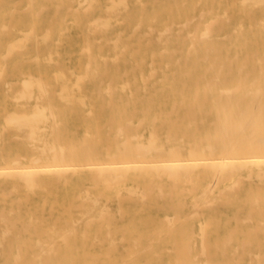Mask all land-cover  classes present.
Listing matches in <instances>:
<instances>
[{
  "label": "rangeland",
  "instance_id": "374dc122",
  "mask_svg": "<svg viewBox=\"0 0 264 264\" xmlns=\"http://www.w3.org/2000/svg\"><path fill=\"white\" fill-rule=\"evenodd\" d=\"M113 1L0 0V33L3 32V35H0V72L2 73H0V171L3 175H0V234L4 232L5 235L3 236H6L4 238L6 240L2 239L3 237L0 238V264L2 262H4L3 264H208L209 262L210 264H264V163H261V160L258 164L255 160V163L251 161L254 164L245 162L240 164L239 161L231 167L229 160L227 164L225 158V156L233 155L232 152L229 154V151H226L230 149L231 146L226 149L230 144L233 147L235 143L233 148L242 152L247 149L246 145L258 143L264 139L263 93H260L259 96V93H252L251 95L246 92H238L228 95L227 93L213 92L205 95V97L202 93L195 94V86L198 80L205 83L206 80L217 76L218 73L222 79L220 86L232 91L237 84V79L234 76H237L239 67L246 60L249 67L244 68L243 72H252L254 62L264 55V23L261 22V20L264 21V4L242 11L241 0H122L120 3L119 0ZM29 5L30 7H28ZM110 6L112 7L110 8ZM108 7L110 10L107 9ZM12 10L14 11L12 12ZM40 10L41 12L38 13ZM202 11L204 17L199 18ZM207 11L209 13H206ZM217 15L222 16V18H230V23L221 26V23L217 21L213 25L214 38L212 44L217 47V50L206 60L198 59L203 50L195 51L193 49L191 41L193 35L191 34H195V29L203 31L211 18ZM98 17L104 19L100 20L101 18ZM194 17L195 19H193ZM187 20H192V22H189L188 25ZM89 22L94 23L89 24ZM196 24H200L199 27H196ZM239 24L243 25L241 34L237 33ZM251 25L252 27H250ZM105 26L106 28H104ZM137 26L139 29L134 31ZM166 27H170V39L167 43L165 39L159 36L161 35L159 32L165 31ZM46 29L50 30L49 33ZM147 32L148 35H144ZM150 32L152 33L149 35ZM117 38L118 40H116ZM157 38L158 40H156ZM148 39L151 41L148 42ZM245 41L247 42L245 43ZM166 45L172 52L177 50L174 51V54L179 58L178 61L182 65V69L186 68L183 62L188 52L191 61L198 59L201 62L200 67L195 71L194 81H187L185 85L182 82L177 91H166V87H163L167 83L166 69H161L158 72L155 87L149 78L153 64L165 65ZM123 48L125 50L121 53ZM50 52L51 55H49ZM56 52L58 55L55 54ZM152 52L155 53V56ZM3 56L4 59L1 58ZM215 58L216 60H214ZM142 59L143 61L140 62ZM87 63L90 64L86 68ZM139 63L140 65H138ZM211 64L213 66L210 67ZM221 66L222 69L220 70ZM231 68L233 71L228 73ZM257 70L258 68L255 72ZM30 78L32 80L31 83L28 82L30 85L27 88V83H24L23 80L29 81ZM111 80L113 81L110 83ZM39 83L41 84L39 85ZM263 84L264 79L259 78L258 86ZM99 87H101V92L98 91ZM6 91L8 92L6 93ZM54 91H56L55 94ZM22 92L26 93L27 98H23L24 93L22 94ZM28 93H31V99H28L30 98ZM220 95L221 100L215 99L219 98ZM245 95L247 96L245 97ZM16 98H20V100L17 101ZM239 98L241 99L239 100ZM182 100L183 103H181ZM260 100L262 101L259 106ZM227 104L229 107L226 108ZM257 105L258 109H255ZM222 107H225L224 111H222ZM238 109H248L246 119L250 118L254 109L255 117L252 115L251 120L252 118L258 119V124L253 125L251 122L247 125L246 123L242 130L239 129L240 126L237 127V124L231 125L236 126V131L234 127L232 129L229 127L232 132L227 127L220 126L219 129V121H225L229 116L234 121L239 120L240 115L235 114ZM172 111L173 113H171ZM9 114L13 115L15 119L21 117V120L19 119L22 122L21 124L19 121V124L22 125L21 129L19 124L14 126L15 123H7L6 117L9 118ZM34 114L40 116H34ZM43 115H46L48 120ZM52 115L53 117H51ZM155 116L156 121L154 120ZM183 116L184 119H182ZM11 118L14 122L12 116ZM129 120L133 126L128 123L129 128H126V123ZM140 120L142 123L139 124ZM153 120L155 121L154 124ZM10 121L11 119H9ZM109 123L111 125L113 123L112 130H109L111 129ZM181 123L182 125H180ZM119 124L123 126V130L121 129L123 132L119 130ZM246 126H248L247 129ZM156 127L157 129H155ZM21 130L22 132H19ZM33 130L35 132L32 137L37 140L35 142L30 138ZM218 130L220 131L216 133ZM116 131L119 133L118 136L115 135L117 134ZM96 132V138L93 140L90 137L92 135L94 137ZM236 132H243V134L238 136ZM193 133L194 135H192ZM183 134H185L184 137ZM227 134L229 137L226 136ZM28 135H30L29 138H27ZM114 135L117 137L115 138ZM166 135H168L169 141L166 140ZM245 136H250L247 141ZM215 137H220L218 142ZM129 139L130 141H128ZM126 140L129 145L124 143ZM199 140L201 141L200 148L204 150L203 161L207 160L208 162L216 158L218 162L219 158L224 156L221 158L225 162L222 160L223 162L220 163H226L229 167L225 166L226 164L216 163V160V166L221 167L220 172L218 167H212L214 166L212 161L211 166L199 165V156L190 152L191 149L196 148ZM154 141L167 152H171L170 154L174 152L179 154L177 157L183 162L189 160V163L190 161L192 163L193 160L195 162L197 159L199 166L193 162L197 167L194 165L191 168L193 164L190 163L191 167L185 168L184 163L179 162V164L181 163L180 168H178L179 165L178 167H170L173 169L172 173H169L172 171L169 168H166L169 172L167 170L165 172L164 169L162 171L160 167L158 168L154 164H151L154 167L150 166L151 168H149L150 163L148 161L158 160L155 155L159 156L158 152L155 151V153L152 150ZM85 144L87 145L85 146ZM137 144L140 146H138L139 149L136 147ZM140 144L147 145L151 152L146 148L144 151L147 155H144L146 154L143 151L145 147ZM209 144L212 146L211 150ZM215 144H218L216 149L213 147ZM60 146L63 147V150ZM83 146L88 148H83ZM91 146L93 147L92 151ZM52 149L53 151H51ZM88 149L91 154L86 153ZM125 151L126 153H124ZM120 153H122L121 156ZM61 154L65 156L62 157ZM56 155L57 158L54 159ZM18 156H22L21 161L17 159ZM38 157L39 163L33 164V160L38 159ZM59 159H65V161L56 163L55 160ZM14 160L19 161L15 163ZM112 161H132V163L136 162L139 165L135 164L136 170H132L133 165L129 162L132 166L127 167L126 176L124 173L127 170L123 171V167H121L123 170L116 171L118 170L116 169L112 172L113 169L111 168L109 169L110 172L105 173L107 170L100 167H106V164ZM200 161L202 162V160ZM96 163H99L98 167L100 170L102 169L100 172L105 174L100 173L99 169H97L99 173L94 169L97 167ZM102 163H105V166ZM144 163L148 167L144 166V168ZM73 165L76 170L70 168ZM33 166L41 167V170L56 166L61 170L54 172L52 168L45 172H41V170L39 172L40 168H37V173H35V169L30 170L34 173V176H31L34 178L33 183L30 182L32 178L28 177L30 171L25 172L28 175H26L28 181H26V176L17 175V173H23V170H28ZM64 166L70 169L63 171ZM76 166L79 168L77 169ZM89 166L91 167L88 168ZM20 167H22L21 171ZM6 168H10V171L16 169L15 177L13 174L9 176L5 171ZM230 170L232 173L229 172ZM234 170L236 171L233 172ZM4 171L8 176L2 173ZM95 175H98V178ZM170 175L173 179L170 178ZM214 175L215 179L218 178L215 181ZM225 176L231 178L225 179ZM187 180L191 181L188 183ZM105 181L106 183H104ZM216 181H219L218 184ZM236 182L240 183L238 184L240 185L239 188H236L237 185L233 186ZM195 183L196 185H194ZM209 183L212 184L208 186ZM193 185L196 187L194 188ZM149 187L150 192H153L149 197H145L146 193H148L146 195L150 193ZM159 187L162 189H160L161 191ZM192 187L195 190H192ZM233 187L236 190L232 189L231 192L228 189V194L226 190H224L225 195L218 194L225 188ZM209 190H212L213 193L211 194ZM205 191L207 194H204ZM163 192L164 194H162ZM169 192L173 193L172 198ZM101 193L102 196H100ZM143 195L145 201H142ZM106 199H109L108 204ZM226 201L228 202L226 203ZM255 201V205H252L251 202ZM209 202H214V206H212L213 203L208 206ZM198 203H202V207L199 206L201 208H197ZM104 206L108 209H105ZM120 209L121 212H119ZM194 212L200 217L197 214L192 217ZM100 217L103 218L100 219ZM89 219L91 223H86L90 221ZM168 222H172V224ZM173 222L175 223L174 226ZM11 223L13 225L12 230L9 228L12 226ZM28 224L30 227H27ZM7 227L8 230H11L10 232L7 231L8 235L5 231ZM255 230L256 232H254ZM20 231L22 233H19ZM108 231L109 234H107ZM66 232L72 233L67 237ZM83 237L85 238L83 239ZM230 237L233 240L227 242ZM131 239H135L136 244ZM202 239H205L203 240L205 241L204 246ZM151 240L153 245L150 243ZM23 241L25 242L23 243ZM101 241L103 242L101 243ZM133 243L135 246H139L134 247ZM18 244L21 245L19 249H17ZM40 244L42 247H50L52 244L54 247L53 254L52 252L47 253L44 256L45 259L34 256L36 253L39 255ZM204 247L206 252L202 250ZM146 248L148 250H144ZM237 248L238 251L235 252ZM18 251H22L21 256ZM202 251L206 255L210 254V256L207 255L208 258L210 257L208 262ZM223 252L226 253L223 254ZM16 255H19L18 258L23 257L21 263H18L20 261ZM131 255L133 256L131 257ZM195 257L196 260H194ZM182 261L183 263H181Z\"/></svg>",
  "mask_w": 264,
  "mask_h": 264
},
{
  "label": "bare ground",
  "instance_id": "6f19581e",
  "mask_svg": "<svg viewBox=\"0 0 264 264\" xmlns=\"http://www.w3.org/2000/svg\"><path fill=\"white\" fill-rule=\"evenodd\" d=\"M31 1H34V0H31ZM72 1H74V0H72ZM86 1V0H85ZM109 1V0H108ZM111 1V0H110ZM113 1V0H112ZM120 1H122V0H119V3H120ZM215 1V0H214ZM238 1V0H237ZM18 2V1H17ZM16 2V3H17ZM200 2V1H199ZM198 2V3H199ZM85 3V2H84ZM113 3H115L116 4V2H114L113 1ZM119 3H117V4H119ZM185 3V2H184ZM214 3V2H213ZM212 3V4H213ZM79 4H81V3H79ZM264 4V0H241V7H242V11H247L248 10V8H250V7H255V6H261V5H263ZM32 5V4H31ZM128 5V4H127ZM183 5V4H182ZM15 6V5H14ZM212 6V5H211ZM28 7H30V5L28 6ZM27 7V8H28ZM112 6H110V8H111ZM213 7V6H212ZM33 8V7H32ZM45 8V7H44ZM71 8V7H70ZM92 8V7H91ZM110 8L108 7L107 9H109L110 10ZM124 8H127V7H124ZM106 9V10H107ZM15 10V9H14ZM14 10H12V12L14 11ZM76 10V9H75ZM86 10V9H85ZM115 10V9H114ZM204 10V9H203ZM229 10V9H228ZM23 11V10H22ZM79 11V10H78ZM252 11V10H251ZM250 11V12H251ZM41 12V10L38 12V13H40ZM108 12V11H107ZM112 12V11H111ZM110 12V13H111ZM250 12H249V15H250ZM202 13H204L203 11L201 12V14H200V16H199V18H202V17H204V15L202 14ZM206 13H209L208 11L206 12ZM245 13V12H244ZM38 15V14H37ZM36 15V16H37ZM114 15V14H113ZM11 16H12V14H11ZM109 16H111V15H109ZM219 15H217L216 17L214 16V17H212L211 18V20L206 24V27H205V29L203 30V31H199V30H196L195 29V34H191V35H193L192 36V38H191V41H192V44H193V49L196 51V50H198V49H202L203 50V52H202V54H200V56H199V58L198 59H204V60H206V59H208V57L210 56V55H212V53L214 52V51H216L217 50V47H215L213 44H212V41H213V38H214V36H213V31H214V28H213V25L218 21L219 23H221V26L222 25H229V23H230V18H222V16H219ZM227 16V15H226ZM188 17V16H187ZM250 17V16H249ZM98 18H101L100 20H102V19H104V18H102V17H98ZM254 18V17H253ZM107 19H109V17H107ZM193 19H195V17L193 18ZM256 19V18H255ZM96 20V19H95ZM94 20V22L96 23V21ZM199 20V19H198ZM155 21V20H154ZM202 21V20H201ZM50 22H51V20H50ZM94 22H89V24L90 23H94ZM107 22V21H106ZM123 22V21H122ZM189 22H192V20H190V21H188L187 20V24L189 23ZM199 22H200V20H199ZM261 22H263L264 23V21H262L261 20ZM35 23V22H34ZM141 22H139V25H141L140 24ZM185 23V24H186ZM201 23V22H200ZM10 24V23H9ZM105 24V23H104ZM173 24H174V22H173ZM185 24H184V26H185ZM198 24V23H197ZM196 24V25H197ZM106 25V24H105ZM189 25V24H188ZM200 25V24H199ZM199 25H197L196 27H199ZM257 25V24H256ZM172 26V25H171ZM170 26V27H171ZM184 26H183V28H184ZM264 26V25H263ZM5 27V26H4ZM139 26H137L135 29H134V31H136L137 30V28H138ZM170 27L168 28V27H166L165 28V31H163L162 33L161 32H159V34H161V35H159L160 36V38H163V39H165V41H166V43L169 41V39H170ZM189 27V26H188ZM250 27H252V25L250 26ZM51 28V27H50ZM97 28V27H96ZM104 28H106V26L104 27ZM222 28V27H221ZM2 30L1 31H3V28H1ZM33 29V28H32ZM99 29H101V28H99ZM139 29V28H138ZM103 30V29H102ZM149 30H151V27H149ZM220 30V29H219ZM46 31H48V33H49V29H46ZM134 31H133V33H134ZM235 31V30H234ZM105 32V31H104ZM179 32V31H178ZM182 32V31H181ZM243 32V25L242 24H239V26H237V33H239V34H241ZM3 33V32H2ZM2 33H0V35L2 34ZM47 33V32H46ZM152 32H150L149 33V35L151 34ZM33 34V33H32ZM88 34V33H87ZM120 34V33H119ZM189 34V33H188ZM3 35V34H2ZM8 35V34H7ZM144 35H148V32H147V34H144ZM143 35V36H144ZM120 36V35H119ZM162 36V37H161ZM4 37V36H3ZM130 37V36H129ZM187 37H188V35H187ZM226 37V36H225ZM140 38V37H139ZM183 38V37H182ZM222 38V37H221ZM37 40H38V37L36 38ZM217 39V38H216ZM116 40H118V38L116 39ZM139 40V39H138ZM150 39H148V42H150L149 41ZM154 40V39H153ZM156 40H158V38L156 39ZM101 41V40H100ZM109 41V40H108ZM37 42V41H36ZM88 42V41H87ZM86 42V43H87ZM109 42H111V41H109ZM114 42H116V41H114ZM247 41H245V43H246ZM117 43V42H116ZM148 44V43H147ZM196 45H198V46H196ZM246 46V45H245ZM12 47V46H11ZM38 47V46H37ZM16 48V47H15ZM191 48V47H190ZM189 48V49H190ZM12 49H13V47H12ZM17 49V48H16ZM84 49V48H83ZM82 49V50H83ZM87 49V48H86ZM20 50V49H19ZM18 50V51H19ZM37 50H38V48H37ZM125 49L123 48L122 49V52L121 53H123V51H124ZM88 51V50H87ZM91 51V50H90ZM139 51V50H138ZM166 54L164 55L165 57H166V63H165V65H162V64H160L159 66L158 65H155V64H153V66H152V70H151V72H150V74H149V78H150V81L152 82V85H153V87H155V85H156V82H157V74H158V72L161 70V69H166V80H167V83H166V86L165 85H163V87L165 88L166 87V91L167 90H170V91H177L178 90V88H179V85L182 83V82H184V85H185V83L187 82V81H194V75H196L195 74V71L200 67V64H201V62L198 60V59H193V61H191V59H190V56H188L190 53L188 52L187 53V56L184 58V62H183V64H184V66H186V68L185 69H182L181 67H182V65L179 63V58H177V56H176V54H174V51H177V50H173V52L172 51H170V49H169V47L166 45ZM179 51H181V50H179ZM11 52H12V50L10 51V55H11ZM83 52V51H82ZM89 52V51H88ZM162 52V51H161ZM258 52V51H257ZM8 53H9V51L7 52V54H6V56L8 55ZM58 52H56L55 54H57ZM121 53H120V55H121ZM152 53H154V52H152ZM52 53L50 52V54L49 55H51ZM255 54V53H254ZM258 54V53H257ZM58 55V54H57ZM131 55H133V53H131ZM5 56V55H4ZM4 56L3 57H1V58H3L4 59ZM154 56H155V53H154ZM237 56V55H236ZM217 58V57H216ZM216 58L214 59V60H216ZM90 59V58H89ZM32 60V59H31ZM38 61H39V58L37 59ZM115 60H116V58H115ZM90 61V60H89ZM141 61H143V59L142 60H140V62ZM145 61V60H144ZM232 61V60H231ZM247 61V60H246ZM245 61V63H243L242 64V66L241 67H239V69H238V71H237V76H234L236 79H237V84H235V86H234V88L232 89V91L231 90H228L227 88H224V87H221L220 86V84H221V77H220V73H218V75L217 76H213V77H211L210 79H208V80H206L205 81V83L204 82H201V81H199L198 80V83L196 84V86H195V94H197V93H202V94H204V97H205V95H208V94H210V93H213V92H216V93H220V94H225V93H227L228 95H232V94H237L238 92H246L247 94H251L252 95V93H259L258 95L260 96V93H263V95H262V98H263V96H264V84L263 85H261L260 87L258 86V80H259V78H263L264 79V55L262 56V57H260V59H258L257 61H255L254 62V66H253V68H252V72H249L248 73V71L247 72H243V69L244 68H248L249 67V65H248V63ZM58 62V61H57ZM138 62V61H137ZM56 63V62H55ZM153 63V62H152ZM151 63V64H152ZM214 63V62H213ZM232 63V62H231ZM231 63H230V66H231ZM18 64V63H17ZM58 64V63H57ZM90 63H87V66H86V68L88 67V65H89ZM138 65H140V63L138 64ZM211 66H213V64H211L210 65V67ZM223 66V65H222ZM222 66H221V68H220V70L222 69ZM5 68V66L3 67V69ZM107 68V67H106ZM106 68H105V70H106ZM258 68V70H257V72H255V70ZM207 69H209L208 67H207ZM207 69H206V71H207ZM132 70H133V68H132ZM68 71H70V70H68ZM86 71H87V69H86ZM134 71V70H133ZM233 70H232V68L231 69H229V71H228V73H230V72H232ZM107 72V71H106ZM126 72V71H125ZM220 72V71H219ZM255 72V73H254ZM1 73V72H0ZM87 73V72H86ZM127 73V72H126ZM206 73V72H205ZM253 73V74H252ZM2 74V73H1ZM55 74V73H54ZM103 74V73H102ZM227 74V73H226ZM31 75V74H30ZM124 75H125V73H124ZM164 77V76H163ZM258 77V78H257ZM40 78H42V77H40ZM179 79V80H178ZM198 79H199V77H198ZM31 78H30V80L28 81H24L23 80V82L24 83H27V85H26V87L28 88L29 87V83L28 82H30L31 83ZM43 80V79H42ZM57 80V79H56ZM148 80V79H147ZM146 80V81H147ZM113 80H111L110 81V83L112 82ZM224 81V80H223ZM57 82V81H56ZM12 83V82H11ZM103 83V81L101 82V84ZM41 83H39V85H40ZM24 85V84H23ZM24 85V86H25ZM32 85V84H31ZM110 84H109V82H108V86H109ZM130 85V84H129ZM145 85V84H144ZM33 86V85H32ZM100 86V85H99ZM112 86V85H111ZM117 87V86H116ZM184 87V86H183ZM183 87H182V90H183ZM100 89L98 90L99 92H101V87H99ZM109 88H111V87H109ZM10 89H11V87H10ZM28 90V89H27ZM110 90V89H109ZM24 91V90H23ZM46 91H48L47 89H46ZM106 91V90H105ZM230 91L232 92L231 94H230ZM8 91H6V93H7ZM19 92V91H18ZM55 92L56 91H54L53 93L55 94ZM109 92V91H108ZM229 92V93H228ZM24 93V95L26 94L25 92H22V94ZM58 93V92H57ZM20 94V96H22V94L21 93H19ZM29 95H28V97H30V98H28V99H31L32 98V95H30L31 93H28ZM46 94H48V93H46ZM16 95H17V92H16ZM23 95V98L25 97V98H27L26 97V95L24 96ZM203 96V95H202ZM247 95H245V97H246ZM258 96V97H259ZM121 97V96H120ZM21 98V97H20ZM20 98H16L15 100H20ZM194 98H196V95H194ZM220 98V99H219ZM219 98H215V99H217V100H221V95H220V97ZM61 99H62V97H61ZM204 99V98H203ZM241 98H239V100H240ZM62 100H64V99H62ZM79 100V99H78ZM217 100H215L216 102H217ZM238 100V101H239ZM253 100V99H252ZM263 100V99H262ZM262 100H260L259 101V103H258V105L260 104V102L262 101ZM237 101V102H238ZM49 102V101H48ZM184 101L182 100V102L181 103H183ZM203 102V101H202ZM229 102V101H228ZM227 102V103H228ZM127 103V102H126ZM180 103V104H181ZM229 103H234V102H232V101H230ZM228 103V104H229ZM50 104V103H49ZM114 104V103H113ZM190 104V103H189ZM226 105V108H227V106L229 107V105ZM256 104H257V101H256ZM194 105V104H193ZM202 105V104H201ZM236 105H237V103H236ZM258 105H257V108H256V106H255V109H258ZM264 105V104H263ZM37 106V105H36ZM109 106V105H108ZM200 106V105H199ZM231 106V105H230ZM260 106V105H259ZM46 107V106H45ZM55 107V106H54ZM101 107H103V106H101ZM118 107H119V105H118ZM173 107H174V104H173ZM172 107V108H173ZM198 107V106H197ZM38 108V107H37ZM198 108H201V107H198ZM223 109H222V111H224V108L225 107H222ZM248 108V107H247ZM45 109V108H44ZM44 109H43V112H44ZM148 109V108H147ZM190 110H191V108H189ZM193 109H194V107H193ZM211 110H212V108H211ZM210 110V111H211ZM230 110V109H229ZM46 111V110H45ZM52 111V110H51ZM143 111V110H142ZM217 111H219V109H217ZM246 111H248V109H246V110H240V109H238L237 111H236V113L235 114H238V115H240V117H239V120H237V121H234L233 119H231V116H229V118L226 120L225 119V121L223 120V121H219V123H218V128L220 129L221 127H227L228 129H229V127H230V129H232V127H234V129H235V127L236 126H231V125H238L237 127H239V129H241L242 130V128L246 125V123H247V125L248 124H250L251 122H252V124L254 125H257L258 124V122H259V120L258 119H255V118H252V120H251V116L253 115H255V111H254V109H253V111H254V114H253V111H252V114H250L251 116H250V118L249 119H246V117H247V112ZM91 112V111H90ZM89 112V114H91ZM161 112V111H160ZM196 112V111H195ZM208 112V111H207ZM256 112H257V110H256ZM40 113H42L41 111H40ZM170 113V112H169ZM168 113V114H169ZM171 113H173V111L171 112ZM191 113V112H190ZM52 114V113H51ZM88 114V113H87ZM88 114V115H89ZM134 114V113H133ZM152 114H154V113H152ZM192 114V113H191ZM190 114V115H191ZM206 114V113H205ZM207 114H209V113H207ZM11 116L13 117V119H14V122L12 121V118H11ZM34 116H40L39 114H34ZM33 115H32V117H34ZM43 116H45V119L46 120H48L46 117V115H43ZM237 116V115H236ZM26 117V116H25ZM51 117H53V115L51 116ZM54 117H55V115H54ZM188 117H190L189 115H188ZM255 117V116H254ZM7 119V123H9V124H13V123H15V125L14 126H16L17 124H19L21 121V117L19 118H16L15 119V117L13 116V115H11V114H9V118L8 117H6ZM24 118V117H23ZM155 119V121H156V116L154 117ZM225 118H226V116H225ZM9 119H11V121H12V123H10L9 122ZM18 119V120H17ZM20 119V120H19ZM144 119V118H143ZM143 119H142V121H143ZM182 119H184V116H183V118ZM218 119H219V117H218ZM236 119V118H235ZM16 120V121H15ZM113 120V119H112ZM132 120V119H131ZM131 120H129L127 123H126V128L128 127V123H130L132 126H133V123L132 122H130ZM153 120V124H154V121ZM177 120V119H176ZM175 120V121H176ZM203 120V119H202ZM250 122H249V121ZM20 121V122H19ZM42 121V120H41ZM111 121V120H110ZM142 121L140 120V122H138L139 124L140 123H142ZM165 121V120H164ZM175 121H173V122H175ZM16 122H18V123H16ZM40 122V121H39ZM157 122H158V120H157ZM170 122V121H169ZM172 122V123H173ZM113 123H114V120H113ZM113 123H112V125H113ZM212 123H214V122H212ZM21 124H22V122H21ZM24 124V123H23ZM110 125H111V123H109ZM139 124H137V125H139ZM174 124V123H173ZM194 124H195V122H194ZM37 125H38V121H37ZM57 125V124H56ZM110 125H109V128H110ZM112 125H111V129H109V130H112ZM161 125V124H160ZM163 125V124H162ZM180 125H182V123L180 124ZM244 125V126H243ZM252 125V126H253ZM119 126H120V131L121 132H123L122 130V128H123V126H121L120 124H119ZM189 126V125H188ZM221 126V127H220ZM242 126V127H241ZM251 126V127H252ZM25 127H27V126H25ZM24 127V128H25ZM154 127V126H153ZM159 127V126H158ZM162 127V126H161ZM247 127L248 126H246V129H247ZM19 128L21 129L22 128V125H20L19 124ZM18 128V129H19ZM28 128V127H27ZM35 128V127H34ZM97 128V127H96ZM119 128V127H118ZM129 128V127H128ZM138 128V127H137ZM227 128H226V131H228L227 130ZM33 129V128H32ZM31 129V130H32ZM44 129H47V128H44ZM52 129H53V131H54V128L52 127ZM102 129V128H101ZM122 129V130H121ZM125 129V128H124ZM155 129H157V127L155 128ZM155 129H153L154 131L153 132H155L156 133V131H155ZM229 129V130H230ZM239 129H237V130H239ZM5 130V129H4ZM6 130H8V129H6ZM43 130V129H42ZM57 130V129H56ZM118 130V131H119ZM135 130H136V128H135ZM196 130V129H195ZM245 129H243V131H244ZM17 131V130H16ZM41 131V130H40ZM119 131V132H120ZM169 131V130H168ZM220 130H218V131H216V133H218ZM231 131V130H230ZM235 131H236V129H235ZM246 131V130H245ZM19 132H22V130L21 131H19ZM33 132V133H32ZM31 133H32V135L30 134V133H28V134H30V135H28V137L27 138H29V136H30V138H32V140L35 142V141H37L36 139H33V134H34V130L32 131ZM36 132H37V130H36ZM39 132V131H38ZM232 132V131H231ZM253 132H255V131H253ZM2 133H4V132H2ZM57 133H58V131H57ZM116 133L117 134H115V135H117L118 136V132L116 131ZM233 133H235V132H233ZM186 134V133H185ZM185 134H183L182 136L184 137L185 136ZM236 134H238V136H239V134H243V132L242 133H237L236 132ZM252 134V133H251ZM36 135V134H35ZM96 135H97V132H96V134H95V136L94 137H90V138H93V140H94V138H96ZM114 135V136H115ZM138 135V134H137ZM137 135H136V137H137ZM151 135H153L152 133H151ZM156 135H157V133H156ZM170 135V134H169ZM176 135H177V133H176ZM192 135H194V133L192 134ZM233 135V134H232ZM262 135V134H261ZM117 136H115V138L117 137ZM167 137H166V140L167 141H169L168 139V135H166ZM226 136H228V134L226 135ZM231 136V135H230ZM251 136V135H250ZM249 136V137H250ZM109 136H107V138H108ZM176 137V136H175ZM194 137V136H193ZM225 137V136H224ZM229 137V136H228ZM232 137V136H231ZM246 138H245V140L247 141V138H249V137H247V136H245ZM25 138V137H24ZM110 138V137H109ZM134 139H135V137H133ZM215 138H217L216 139V141L218 142L219 140V138L218 137H215ZM260 138H261V136H260ZM259 138V139H260ZM264 138V137H263ZM58 139V138H57ZM206 139V138H205ZM210 139V138H209ZM223 139H225V138H223ZM222 139V141L223 142H225L224 140ZM238 139V138H237ZM255 139V138H254ZM29 140V139H28ZM202 140V139H201ZM128 141H130V139L128 140ZM177 141V140H176ZM200 141V140H199ZM235 141H236V139H235ZM253 141V140H252ZM29 142V141H28ZM111 142V141H110ZM114 142H115V140H114ZM216 142V143H217ZM237 142V141H236ZM39 143H41L40 141H39ZM124 143H126V145L129 143V142H127V140H126V142H124ZM200 143H201V141L199 142V144L198 145H196V148L195 149H191L190 150V152L192 153V154H194V155H198L199 156V162H201L200 160H202V162L201 163H199L198 162V164L199 165H201L202 164V166H206L207 167V165H209V166H211L212 165V162H214V166H212V167H215L216 166V163H220V162H225V160H223L222 158H224V156L221 158H219L220 160H218V162H217V160H216V158H212L211 157V159H213V160H209L208 162H207V160H204L203 161V158H202V155L204 154V150H202L201 148H200ZM233 143V142H232ZM70 144V143H69ZM123 144V143H122ZM153 152H158L159 153V156L158 155H155L156 156V158H158V160H151V161H148L149 163H150V165H148L149 166V168H151V167H154V166H157L158 168L160 167V170L162 169V171H164L165 170V172H166V170L169 168L170 170H172L171 172H169V170H167L169 173H172L173 172V169H171L170 167H178V165H179V167L178 168H180V164L181 163H184V167L186 168V167H191V165H190V163H191V161H190V163H189V160L187 161V163H189L188 165H186L187 163H186V161L185 162H183V160L181 161V159L180 158H178L177 156L179 155V154H176V152H174L173 154H170L171 152H167L162 146H160V145H158L155 141L153 142ZM229 144H230V142H229ZM238 144V143H237ZM45 145V144H44ZM61 145V144H60ZM64 145V144H63ZM87 144H85V146H86ZM129 145V144H128ZM140 145H142V144H140ZM210 145V144H209ZM208 145V146H209ZM215 145H217V146H215ZM213 147H215V149L218 147V144H215ZM85 146H83V148L85 147ZM92 146H94V144L92 143ZM91 146V151H92V147ZM139 145L137 144L136 145V147H137V149H139V147H138ZM143 147H145L144 149H143V151L144 150H146V148L147 149H149L148 147H147V145L146 146H144V145H142ZM141 146V147H142ZM229 146H231L230 147V149H227V148H229ZM247 146V149L245 150V151H242L241 152V150H238V149H235V148H233V147H235V143H234V146L232 147V145L230 144V145H228L227 147H226V151L228 152L229 151V154L232 152L233 153V155H230L229 157H226L225 156V158H226V162H227V164L229 163L230 165H232L231 167H233V164H235V163H238L239 161H240V164H243L244 162L245 163H252V162H254L255 160H256V162L259 164L260 162L259 161H261V163L263 162L264 163V139L263 140H261V141H259L258 143H252V144H248V145H246ZM35 147V146H34ZM61 147V146H60ZM68 147V146H67ZM76 147V146H75ZM82 147V146H81ZM130 147V146H129ZM142 147V148H143ZM210 147V150L212 149V146L210 145L209 146ZM223 149H224V144H223ZM40 149H41V147H39ZM82 148V149H83ZM86 149L88 148V147H85ZM107 148V147H106ZM125 148V150H126V147H124ZM178 148H180V147H178ZM177 148V149H178ZM43 149H44V147H43ZM61 149L63 150V147H61ZM78 149H80V148H78ZM108 149V148H107ZM119 149V148H118ZM117 149V150H118ZM61 150V151H62ZM68 150H69V147H68ZM89 150V149H88ZM88 150H87V152L86 153H88V154H91V151L89 150V152H88ZM116 150V151H117ZM120 150V149H119ZM136 150V149H135ZM51 151H53V149L51 150ZM107 151H110V150H107ZM142 151V150H141ZM148 151H150L151 152V149H149ZM213 151H215V150H213ZM45 152V151H44ZM50 152V151H49ZM74 152V151H73ZM137 152H138V150H137ZM150 152H148V153H150ZM155 152V153H156ZM10 153V152H9ZM56 153H58V152H56ZM62 153H64L63 151H62ZM72 153V152H71ZM123 153V152H122ZM122 153H120V156H121V154ZM124 153H126V151L124 152ZM123 153V154H124ZM129 153V152H128ZM143 153V152H142ZM144 153H146V151H144ZM143 153V154H144ZM213 153H215V152H213ZM87 154V155H88ZM192 154H190V155H192ZM2 155V154H1ZM62 155V157H63V155L64 154H61ZM86 155V156H87ZM128 155V154H127ZM139 156H140V153L138 154ZM137 155V156H138ZM144 155H147V153L146 154H144ZM143 155V156H144ZM154 155H152V157L153 158H155L154 157ZM235 155V156H234ZM65 156V155H64ZM109 156V155H108ZM212 156V155H211ZM19 157V156H18ZM17 157V159H20V161H21V157H19L18 158ZM177 157V158H176ZM24 159L26 158V156L25 157H23ZM34 158V157H33ZM55 158H57V155L54 157V159ZM16 159V160H17ZM205 159V158H204ZM126 160V159H125ZM131 160V159H130ZM138 160V159H137ZM192 160V159H191ZM215 160H216V163H215ZM223 160V161H222ZM228 160H229V162H228ZM15 161V160H14ZM19 161V160H18ZM18 161H15V163H18ZM38 161H40V159H39V157H38V159H34L33 160V164H37V163H39ZM65 161V159H59V160H55V162L56 163H60V162H64ZM124 161V160H123ZM123 161H112L111 163H108V164H106V167H100V168H104V169H106L107 171L105 172V173H107L108 171H109V169H113L112 170V172H114L116 169H118V170H116V171H119V169H122L123 170V168H124V170L123 171H125V170H127V171H125V173H124V175L128 172V166H132L133 165V168H131L132 170H134L135 168V164H136V162L135 163H132V161H126V162H123ZM134 161V160H133ZM236 161V162H235ZM241 161H243V162H241ZM252 161V162H251ZM31 162H32V160H31ZM129 162H131L132 163V165H131V163H129ZM145 162V161H144ZM179 162H181L180 164H179ZM194 160L192 161V163L191 164H193V166L191 167V168H193L194 167V163L196 162V164H197V159H196V161L194 162ZM204 162H205V165H204ZM208 164H207V163ZM209 162H211V163H209ZM232 162V163H231ZM43 163H45V162H43ZM138 163V162H137ZM176 163H178V164H176ZM255 163V162H254ZM254 163H252V164H254ZM97 164V163H96ZM99 164V163H98ZM98 164L96 165L97 167L96 168H94L95 166H92L95 170H97V169H99V167H98ZM101 164V163H100ZM105 163H102V165L103 166H105L104 165ZM127 164V165H126ZM154 164V166H152V165ZM157 164V165H156ZM176 164V165H175ZM197 164V165H198ZM223 165H225L224 163H222ZM221 163H220V165H222ZM225 165V166H227V167H229L228 165ZM240 164L239 165H237L238 167L240 166ZM59 166L61 165V164H58ZM81 165V164H80ZM85 165V164H84ZM87 165H91V164H87ZM136 165H139V163L138 164H136ZM190 165V166H189ZM197 165H195V167H197ZM198 165V166H199ZM51 166V165H50ZM50 166H48V167H50ZM66 166H68V165H66ZM66 166H64V169H63V171H67L68 169H75V168H73L74 167V165L72 166V167H67V168H65ZM99 166H101V165H99ZM125 166V167H124ZM144 166H146L145 165V163L143 164V167ZM148 166H146V167H148ZM151 166V167H150ZM208 166V167H209ZM224 166V167H225ZM237 166H235V168H237ZM242 166V165H241ZM244 166H245V164H244ZM84 167V166H83ZM91 166H89L88 168H90ZM121 167H123V168H121ZM138 167V166H137ZM184 167H181V168H183V169H185ZM203 167V168H204ZM216 167H218V171L220 172V166H216ZM226 167V168H227ZM21 168L22 167H20L19 169H20V171H21ZM23 168H25V167H23ZM27 168V167H26ZM29 168V167H28ZM39 169L38 171L40 172V170L42 169L41 167H36V166H33V167H31L30 169H28V170H23V173L22 172H20L19 174L16 172V169H12V171L13 170H15V171H10L8 168H6V173L9 175V176H11L10 174H13V176L17 173V175L19 176V175H21V177L23 176V177H25L27 174V172L28 171H30V170H33V169ZM45 168H46V166H45ZM53 167H51V168H47V169H45V170H41V172H45V171H47V170H50V169H52ZM54 168H57L56 166L54 167ZM53 168V170H54V172H56L55 170H57V172H58V170L60 171L61 170V168H57V169H54ZM76 168L78 169L79 167H77L76 166ZM80 168H82V167H80ZM84 168H87V167H84ZM127 168V169H126ZM130 168V167H129ZM145 168V167H144ZM149 168H146V169H149ZM167 168V169H166ZM234 168V169H235ZM1 169V168H0ZM4 169V168H3ZM9 171H8V170ZM44 169V168H43ZM138 169H141V168H138ZM155 169V168H154ZM164 169V170H163ZM177 169V168H176ZM188 169V168H187ZM186 169V170H187ZM215 169V168H214ZM223 169V168H222ZM222 169H221V171H222ZM232 169V168H231ZM238 170H239V168H237ZM76 170V169H75ZM102 170V169H101ZM100 169H99V172L101 171ZM121 170V171H122ZM136 170V169H135ZM178 170V169H177ZM191 170V169H190ZM216 170H217V168H216ZM224 170V169H223ZM233 170V169H232ZM232 170H230L229 172L230 173H232ZM5 171L4 172H2V173H5ZM9 173H8V172ZM19 171V170H18ZM70 171V170H69ZM68 171V172H69ZM121 171H120V173H121ZM131 171V170H130ZM156 171H158V170H156ZM174 171H175V168H174ZM217 171V172H218ZM227 171V170H226ZM236 170H234L233 172H235ZM252 171V170H251ZM10 172H12V173H10ZM26 172V173H25ZM50 172V171H49ZM53 172V171H52ZM97 172H98V170H97ZM98 172V173H99ZM110 172V171H109ZM177 172V171H176ZM178 172H180V171H178ZM185 172V171H184ZM188 172V171H187ZM187 172H186V174H187ZM5 173V175H7ZM30 173V174H29ZM28 174L30 175V176H28V177H31V176H34V173L33 172H29ZM31 173H33V174H31ZM35 173H37V170L35 171ZM72 173V172H71ZM100 173H104V172H100ZM104 173V174H105ZM119 173V174H120ZM199 173V172H198ZM64 174H66V173H64ZM68 174V173H67ZM208 174V173H207ZM218 174H220V173H218ZM250 174H252V173H250ZM249 174V176L250 177H252L251 175ZM0 175L1 176H3L2 174H1V171H0ZM7 175V176H8ZM58 175V174H57ZM72 175V174H71ZM78 175V174H77ZM100 175V174H99ZM120 175H122V174H120ZM119 175V176H120ZM179 174H177V176H178ZM215 175H216V172H215ZM215 175L213 176V178H214V181L215 180H217L218 178H216L215 179ZM259 175V174H258ZM261 175V174H260ZM25 177V178H27V180L26 181H28L29 179H28V177ZM65 176V175H64ZM69 176V175H68ZM96 176V178H98L97 176L98 175H95ZM94 176V177H95ZM100 176H102V175H100ZM99 176V177H100ZM126 176V175H125ZM160 176V175H159ZM171 177L170 178H172L173 179V177H172V175H170ZM173 176H175V177H177L176 175H173ZM188 176V175H187ZM231 176V175H230ZM230 176H225V179H230L231 177ZM15 177V176H14ZM20 177V178H21ZM73 177V176H72ZM179 177V176H178ZM177 177V178H178ZM185 177V176H184ZM216 177H218V176H216ZM227 177V178H226ZM264 177V176H263ZM32 179H31V183H33V177H31ZM105 178H106V176H105ZM108 178V177H107ZM196 178V177H195ZM199 178V177H198ZM259 178L261 179V176H259ZM94 179V178H93ZM178 179H180V178H178ZM185 179H188V178H185ZM246 179V178H245ZM252 179V178H251ZM121 180V179H120ZM124 180V179H123ZM154 180V179H153ZM176 180V179H175ZM109 181V180H108ZM115 182L117 181V180H114ZM125 181V180H124ZM188 181V183L191 181H189V180H187ZM220 181V180H219ZM218 181V182H219ZM238 181V180H237ZM110 182V181H109ZM112 182H113V180L111 181V185H112ZM120 182H122V181H120ZM176 182H178L177 180H176ZM193 182V181H192ZM218 182L216 181V184H218ZM59 183V182H58ZM104 183H106V181L104 182ZM187 183V184H188ZM194 183V182H193ZM109 184V183H108ZM110 184H109V186H110ZM156 184V183H155ZM185 184V183H184ZM212 183H209L208 184V186L209 185H211ZM216 184L214 183V185H215V187H216ZM238 184H240V183H237L236 182V184L234 183L233 184V186L235 187L236 185V188H239L238 186H240V185H238ZM114 185V184H113ZM161 185V184H160ZM194 185H196V183L194 184ZM194 185H193V187H194ZM176 186V185H175ZM162 187V186H161ZM178 187V186H177ZM192 187V190H195L194 188L196 187H194L193 188ZM212 187V186H211ZM225 188V189H223L220 193H218V194H228V189H229V191L231 190V192H232V189H235V188ZM18 188V187H17ZM35 188V187H34ZM33 188V189H34ZM37 188V187H36ZM173 188H174V185H173ZM207 188H209V187H207ZM213 188V187H212ZM211 188V189H212ZM262 188V187H261ZM260 188V189H261ZM32 189V190H33ZM139 189V188H138ZM161 188L159 187V190H160ZM175 189V188H174ZM215 189V188H214ZM145 190H146V188H145ZM162 190V189H161ZM160 190V191H161ZM176 190V189H175ZM179 190V189H178ZM184 190V189H183ZM213 190V189H212ZM212 190H209V191H211V194L213 193V191ZM224 190H226V193H224ZM236 190V189H235ZM234 190V191H235ZM88 191V190H87ZM151 190H150V187H149V192H150ZM159 191V192H160ZM180 191V190H179ZM188 191V190H187ZM233 191V192H234ZM12 192V190L10 191V193ZM153 192V191H152ZM152 192H150L149 193V195H146V194H148V193H146V191H145V197L147 196V197H149L150 196V194L152 193ZM185 192V191H184ZM189 192H191V191H189ZM236 192V191H235ZM89 193V192H88ZM169 193H171V192H169ZM183 193V192H182ZM119 194H121V193H119ZM161 194V193H160ZM162 194H164V192L162 193ZM172 194L173 193H171L170 195H171V198H172ZM203 194V193H202ZM204 194H207L206 193V191H205V193ZM10 195V194H9ZM131 195H133V194H131ZM168 195V194H167ZM28 196V195H27ZM100 196H102V193H101V195ZM120 196V195H119ZM130 196V195H129ZM161 196V195H160ZM162 196H164V195H162ZM207 196V195H206ZM218 196V195H217ZM142 197H144V195L142 196ZM145 197H144V199H142V201L144 200L145 201ZM157 197H158V194H157ZM186 197V196H185ZM147 199V198H146ZM162 199V198H161ZM107 200V204H108V201H109V199H106ZM19 202H20V200H18ZM89 201V200H88ZM92 201V200H91ZM193 201V200H192ZM205 201V200H204ZM257 201H258V198H257ZM180 202V201H179ZM178 202V203H179ZM228 201H226V203H227ZM95 203V202H94ZM203 203V202H202ZM202 203L201 204H199L198 203V206H197V208L199 207V206H201L202 207ZM207 203H208V201H207ZM210 203V202H209ZM213 203V205L212 206H214V202H211L210 204H208V206L209 205H211ZM252 203V205L254 204L255 205V203H256V201L255 202H251ZM44 204V203H43ZM45 205V204H44ZM162 205H163V203H162ZM166 205H168V204H166ZM179 205V204H178ZM207 205V204H206ZM84 206V205H83ZM204 206V205H203ZM44 207V206H43ZM109 207V206H108ZM179 207V206H178ZM201 207H199V208H201ZM211 207V206H210ZM69 208H70V210H71V207L69 206ZM81 208V207H80ZM104 208L105 209H108L107 207H105L104 206ZM264 209V208H263ZM109 210H110V208H109ZM108 210V211H109ZM14 211V210H13ZM12 212V211H11ZM15 212V211H14ZM105 212H107V211H105ZM119 212H121V209L119 210ZM196 212H198V211H196ZM196 212H194L195 214H193V215H191L192 217H194V215L196 216ZM263 212H264V210H263ZM103 213V212H102ZM108 213V212H107ZM2 214V213H1ZM106 214V213H105ZM109 215H110V211H109V213H108ZM120 214V213H119ZM20 215V214H19ZM51 215V214H50ZM103 215H104V213H103ZM102 215V216H103ZM114 215V214H113ZM2 216H4V215H2ZM105 216V215H104ZM103 216V217H104ZM115 216V215H114ZM113 216V217H114ZM197 216H198V214H197ZM103 217H100V219L101 218H103ZM122 217V216H121ZM120 217V218H121ZM174 217V216H173ZM172 217V218H173ZM198 217H200V215L198 216ZM0 218H1V215H0ZM58 218V217H57ZM105 218V217H104ZM114 218H116V217H114ZM119 218V219H120ZM123 218V217H122ZM166 218V217H165ZM164 218V219H165ZM187 218V217H186ZM191 218V217H190ZM6 220H7V218H5ZM59 219V218H58ZM58 219H57V221H56V224H57V222H58ZM90 219H93V218H90ZM89 219V220H90ZM5 220V221H6ZM167 220V219H166ZM175 220V219H174ZM173 220V221H174ZM182 220H186V219H182ZM236 220H237V217H236ZM243 220H245V219H243ZM242 220V221H243ZM248 220H250V219H248ZM16 221V220H15ZM19 221V220H18ZM66 221V220H65ZM82 221V220H81ZM81 221H79V222H81ZM245 221H247V220H245ZM245 221H243V222H245ZM78 222V223H79ZM91 223V220L90 221H87L86 223ZM175 222V221H174ZM173 222V226L175 225V223ZM237 222V221H236ZM6 223V222H5ZM77 223V224H78ZM169 223V222H168ZM261 223H263V222H261ZM15 224V223H14ZM54 224H55V222H54ZM76 224V225H77ZM169 224H172V222L171 223H169ZM264 224V223H263ZM6 225H8V224H6ZM11 225H12V223H11ZM32 225V224H31ZM87 225V224H86ZM108 225H110V224H108ZM67 226V225H66ZM89 226V225H88ZM12 227H13V225L11 226V227H9L11 230H12ZM16 226L14 225V228H15ZM27 227H30V225L28 224V226ZM111 227V226H110ZM110 227H108L109 229H110ZM204 227H205V225H204ZM8 227H7V230H5L6 232L7 231H11V230H8L9 229ZM49 228V227H48ZM74 228V227H73ZM168 228H170V227H168ZM206 228V227H205ZM50 229V228H49ZM172 229V228H171ZM259 229H261V228H259ZM27 230H28V228H27ZM63 230V229H62ZM162 230H163V228H162ZM251 230V229H250ZM26 231V229L24 230V232ZM51 231V230H50ZM68 231V230H67ZM76 231V230H75ZM235 231V230H234ZM237 231V230H236ZM235 231V232H236ZM53 233H54V231H52ZM73 232V231H72ZM71 232V233H72ZM111 232V231H110ZM254 232H256V230L254 231ZM263 232V231H262ZM4 232H2L0 235H2V236H0V238L1 237H3L2 239H4L5 237L3 236V235H5V233L3 234ZM19 233H22L21 231L19 232ZM46 233H48L47 231H46ZM65 233V232H64ZM71 233H67L66 232V236L68 237V235H70ZM77 233V232H76ZM76 233H75V236H76ZM84 233V232H83ZM250 233H252L251 231H250ZM249 232H248V234H250ZM7 235L9 234L8 232L6 233ZM107 234H109V231H108V233ZM19 235H21V234H19ZM19 235H17L18 237H19ZM36 235H37V233H36ZM42 235V234H41ZM40 235V236H41ZM85 235V234H84ZM96 235H97V232H96ZM96 235H95V237H96ZM161 235V234H160ZM232 236V235H231ZM249 236H251V235H249ZM17 237V238H18ZM62 237H63V235H62ZM86 237V236H85ZM85 237H83V239L85 238ZM206 237V236H205ZM205 237H203V238H205ZM50 238V237H49ZM60 239H61V237H59ZM108 238H110V237H108ZM66 239H69V238H66ZM65 239V240H66ZM4 240H6V239H4ZM19 240V239H18ZM24 240H26V239H24ZM39 240V239H38ZM37 240V241H38ZM46 240V239H45ZM58 240V239H57ZM65 240H64V242H65ZM131 240H134V243H135V239H131ZM203 240H205V239H202V241ZM233 240L231 237H230V239H229V241L227 240V242H231V241ZM67 241V240H66ZM73 241V240H72ZM126 241V240H125ZM137 241H138V239H137ZM154 241V240H153ZM25 241H23V243H24ZM84 242V241H83ZM103 241H101V243H102ZM191 242V241H190ZM227 242H224V243H226L227 244ZM244 242V241H243ZM0 243H1V239H0ZM39 243H41V242H39ZM76 243V242H75ZM134 243H133V246L134 247H138L137 245L135 246L134 245ZM151 244H152V240H151V242H150ZM203 243V246H204V243H205V241H203L202 242ZM249 243H251V242H249ZM54 244V243H53ZM67 244V243H66ZM112 244V243H111ZM136 244V243H135ZM139 244H140V242H139ZM190 244V243H189ZM245 244V243H244ZM246 244H248V243H246ZM260 244V243H259ZM19 246L17 247V249H19V247L21 246L20 244H18ZM25 245V244H24ZM115 245V244H114ZM153 245V244H152ZM151 245V246H152ZM40 246H41V248H39L40 249V253H39V255H38V253H36V255L34 254V256H39L38 258L39 259H45V255L47 254V253H50V252H52V254H53V251H54V247H52V244H51V246L49 247V246H44V247H42V245L40 244ZM150 246V245H149ZM150 246V247H151ZM191 246V245H190ZM201 246H202V244H201ZM225 246V245H224ZM260 246V245H259ZM61 247V246H60ZM149 247V248H150ZM206 247V246H205ZM205 247H204V249H202L203 251L205 250V252H206V249H205ZM207 247H209V246H207ZM243 248H244V246H242ZM59 248V247H58ZM109 248V247H108ZM115 248V247H114ZM129 248H130V246H129ZM148 248V247H147ZM144 249V250H148V249ZM203 248V247H202ZM226 248V247H225ZM242 248V249H243ZM110 249V248H109ZM108 249V250H109ZM125 249V248H124ZM133 249V248H132ZM137 249V248H136ZM191 249H192V247H191ZM219 249V248H218ZM22 250V249H21ZM108 250H107V252H108ZM131 250V249H130ZM225 250V249H224ZM236 251L235 252H237L238 251V248L237 249H235ZM9 251H10V249H9ZM27 251V250H26ZM127 251V250H126ZM143 251V250H142ZM142 251H140L141 253H142ZM191 250L189 249V252H190ZM202 251V252H203ZM227 251V250H226ZM19 253H20V256L22 255V251H18ZM109 252H110V250H109ZM128 252V251H127ZM132 252V251H131ZM139 252V254H141ZM205 252H203L202 254H204V255H206L205 254ZM207 252H208V250H207ZM244 252V251H243ZM242 252V253H243ZM3 253H4V251H3ZM18 253V254H19ZM136 253V252H135ZM134 253V254H135ZM226 252H223V254H225ZM8 254H9V252H8ZM54 254L56 255V252H54ZM133 254V255H134ZM233 254V253H232ZM235 254V253H234ZM3 255V254H2ZM10 255V254H9ZM101 255V254H100ZM99 255V256H100ZM133 255H131V257L133 256ZM136 255H137V253H136ZM201 255V254H200ZM203 255V256H204ZM208 255V254H207ZM206 255V257H207V262H208V260H209V258H208V256H210V254L207 256ZM242 255H244V254H242ZM241 255V256H242ZM18 256L19 255H16V258H18ZM48 256V255H47ZM256 256V255H255ZM259 256V259H261V257H260V255H258ZM258 256H257V258H258ZM67 257V256H66ZM97 257V256H96ZM130 257V258H131ZM23 258V257H22ZM21 257H19L18 258V261H20V262H18V263H21V259H22ZM94 258H95V256H94ZM68 259H70V258H68ZM197 258L195 257L194 258V260H196ZM7 261H8V259H7ZM128 261V260H127ZM178 261V260H177ZM201 261V260H200ZM252 261H253V259L251 260V263H252ZM31 262V261H30ZM32 262H35V261H32ZM48 262V261H47ZM126 262V261H125ZM207 262H205V263H207ZM4 262H2L1 264H3ZM49 263V262H48ZM103 263H105V262H103ZM181 263H183V261L181 262ZM258 263H259V260H258ZM32 264V263H31ZM33 264H36V263H33ZM144 264V263H143ZM208 264H210V262L208 263Z\"/></svg>",
  "mask_w": 264,
  "mask_h": 264
}]
</instances>
